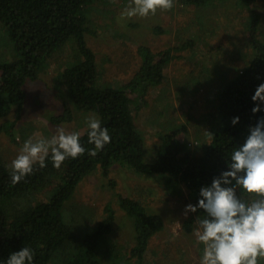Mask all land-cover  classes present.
<instances>
[{"label":"trees","instance_id":"1","mask_svg":"<svg viewBox=\"0 0 264 264\" xmlns=\"http://www.w3.org/2000/svg\"><path fill=\"white\" fill-rule=\"evenodd\" d=\"M104 1L110 0H0V27L14 46L13 60L0 64V120L12 108L19 116L25 102L24 84L35 81L55 51L74 40L79 59L61 73L68 101L77 111L98 115L112 136L111 142L93 156L87 151L94 145L88 143L86 128L80 135L84 154L66 159L60 168L53 167L50 159L43 168L37 163L31 174L15 184L0 156V259L6 260L11 252L29 246L34 249L35 264H116L119 252L115 247L100 256L116 219L110 208L105 209L103 220L84 234L64 222V206L77 185L98 169L107 176L111 167L117 165L156 177L166 188L179 191L183 187L190 203L195 204L200 187L210 184L214 176L226 169L234 147L244 142L249 128L264 116V111L252 113L251 99L257 85L264 82V42L258 37L259 15L253 8L256 0H240L251 14L248 38L254 55L217 93L214 112L208 116L212 127L205 140L191 152L185 124L159 131L160 142L150 162H145L144 139L136 129L132 107L138 110L146 104L145 97L161 85L165 66L178 57L174 53L190 48L192 43L156 53L139 46L141 64L128 82L119 87L104 83L95 54L85 40V33H90L85 11ZM178 1L200 7L210 0ZM67 104L63 103L61 114L49 117L51 124L72 120ZM235 116L240 120L233 125ZM14 125L7 121L0 125V132L14 140ZM39 195H45L44 200L37 199ZM118 205L129 218L130 226L132 223L129 256L141 264L149 240L164 229V221L138 200L119 197ZM192 225L190 220L184 223L186 233L192 231Z\"/></svg>","mask_w":264,"mask_h":264},{"label":"rangeland","instance_id":"2","mask_svg":"<svg viewBox=\"0 0 264 264\" xmlns=\"http://www.w3.org/2000/svg\"><path fill=\"white\" fill-rule=\"evenodd\" d=\"M129 3L130 0L104 1L85 11L90 29L85 40L95 54L100 80L114 87L127 83L141 64L139 46L156 53L191 42L190 48L174 53L178 57L163 69L161 85L145 97L146 104L138 110L132 107V112L136 129L144 139L145 162H150L160 142L158 132L180 124L186 125V141L193 152L212 127L208 116L214 112L220 88L254 55L248 38L251 14L240 0H210L200 7L173 0L170 9H158L154 15L120 18ZM253 8L259 15L258 37L264 42V0H256ZM13 58L14 46L0 27V64ZM78 59L74 40L55 51L38 78L24 84L25 102L19 116L12 108L0 120V125L7 121L15 124L14 140L0 132V156L8 170L29 137L50 138L59 128L79 131L80 135L86 130L87 118L93 114L74 109L61 78L66 66ZM65 102L72 110V120L51 124L49 117L61 114ZM44 197L39 195L37 199ZM119 197L138 200L164 221V229L149 240L141 264H200L202 245L195 236L196 225L193 223L190 233L183 228L196 215L183 214L184 206L190 203L184 188H166L162 180L124 167L112 166L107 176L100 169L86 176L64 206V222L78 234H84L103 220L105 209L110 208L116 219L100 256L115 247L119 252L116 264H137L129 256L133 246L132 223L130 226L129 218L121 211ZM259 264H264V258Z\"/></svg>","mask_w":264,"mask_h":264},{"label":"clouds","instance_id":"3","mask_svg":"<svg viewBox=\"0 0 264 264\" xmlns=\"http://www.w3.org/2000/svg\"><path fill=\"white\" fill-rule=\"evenodd\" d=\"M172 6L173 0H130L120 18L147 17ZM251 99L253 114L264 111V82L257 85ZM239 120L235 116L231 123ZM87 129L88 143L94 145L87 151L94 156L112 136L96 114L87 118ZM85 151L79 131L59 128L50 138L29 137L11 161V182L31 174L37 163L43 168L50 159L53 167L60 168L66 159H76ZM198 212L193 223L202 245L200 264H259L264 258V116L249 128L244 142L234 147L226 169L200 187L197 202L184 206L185 217ZM0 264H35L34 249L24 246L6 260L0 259Z\"/></svg>","mask_w":264,"mask_h":264}]
</instances>
